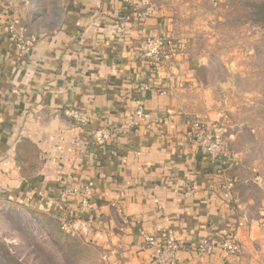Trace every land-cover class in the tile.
<instances>
[{"label":"crops","instance_id":"0c3cea01","mask_svg":"<svg viewBox=\"0 0 264 264\" xmlns=\"http://www.w3.org/2000/svg\"><path fill=\"white\" fill-rule=\"evenodd\" d=\"M29 1L0 2V202L83 220L77 234L107 264H158L143 234L174 239L178 264H231L222 240L243 242L252 226L233 161L192 136L194 121L215 112L204 110L198 65L164 14L145 0H62L54 27L35 33ZM156 36L166 43L159 66L139 49ZM101 128L114 130L104 146L92 139Z\"/></svg>","mask_w":264,"mask_h":264},{"label":"rangeland","instance_id":"374dc122","mask_svg":"<svg viewBox=\"0 0 264 264\" xmlns=\"http://www.w3.org/2000/svg\"><path fill=\"white\" fill-rule=\"evenodd\" d=\"M14 0H0L13 2ZM198 65L204 110H222L237 198L250 234L231 264H264V0H153ZM30 29L54 27L62 0H30ZM0 264H107L53 218L0 202Z\"/></svg>","mask_w":264,"mask_h":264},{"label":"built area","instance_id":"2783aa9c","mask_svg":"<svg viewBox=\"0 0 264 264\" xmlns=\"http://www.w3.org/2000/svg\"><path fill=\"white\" fill-rule=\"evenodd\" d=\"M27 2L28 0H22ZM147 9L152 10L153 0H145ZM35 41V37L30 35L21 41L20 51L21 53H27ZM165 40L162 37H147L142 40L139 45L140 51L151 61L155 66H159L165 54ZM69 114L75 118L78 122H84L86 115L77 111H70ZM134 115L138 118L144 115L143 108L139 106ZM228 117L222 110L216 111L213 118H204L200 121H194L192 124V136L196 140L201 151L206 153L212 158H231L234 161L233 154L228 148L227 140L225 137V131L227 126ZM114 130L109 128H101L93 132L92 139L98 146H104ZM231 183H229V186ZM79 194L83 197L82 205L84 208L89 207L87 197L89 194L88 188L83 191H79ZM62 227L66 230L78 232L79 228L84 225V221L81 219H75L73 221H62ZM144 240L149 245L157 247L156 261L158 264H178L176 258L177 243L174 239H167L165 242H161L158 238L143 234ZM199 247L203 250H210L209 243L203 239L200 241ZM221 247L227 256H237L240 253V246L233 234H228L221 242Z\"/></svg>","mask_w":264,"mask_h":264}]
</instances>
